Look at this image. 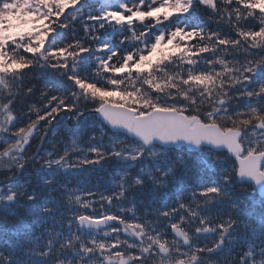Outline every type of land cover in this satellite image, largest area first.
Returning a JSON list of instances; mask_svg holds the SVG:
<instances>
[{
	"label": "snow or ice",
	"instance_id": "obj_1",
	"mask_svg": "<svg viewBox=\"0 0 264 264\" xmlns=\"http://www.w3.org/2000/svg\"><path fill=\"white\" fill-rule=\"evenodd\" d=\"M0 264H264V0H0Z\"/></svg>",
	"mask_w": 264,
	"mask_h": 264
},
{
	"label": "trees",
	"instance_id": "obj_2",
	"mask_svg": "<svg viewBox=\"0 0 264 264\" xmlns=\"http://www.w3.org/2000/svg\"><path fill=\"white\" fill-rule=\"evenodd\" d=\"M200 15H201V18L202 19H206V17H207V15H208V12L206 11V10H202L201 11V13H200ZM211 27H217V26H215V25H210ZM219 28L220 29H222V30H224V31H227V25H220L219 26ZM43 123V122H42ZM55 123V122H54ZM68 126L69 127H72L73 126V122H69L68 123ZM50 135V134H49ZM93 184H95V179H93L92 181H91V183L89 184V187H91ZM239 185L237 186V190H236V194L237 195H239ZM243 187H249L250 188V190L252 191V185H250V184H245V185H243ZM257 198V197H256ZM258 200H259V198H258ZM244 206L246 207V208H255V209H259V207H255V205H254V203H252V201H250L249 199H247V198H244Z\"/></svg>",
	"mask_w": 264,
	"mask_h": 264
},
{
	"label": "rangeland",
	"instance_id": "obj_3",
	"mask_svg": "<svg viewBox=\"0 0 264 264\" xmlns=\"http://www.w3.org/2000/svg\"><path fill=\"white\" fill-rule=\"evenodd\" d=\"M247 188V187H246ZM248 189H249V192H251V190H250V188L248 187ZM239 195H241V193L239 192ZM256 201L255 202H253L252 201V199L251 198H247V199H249L250 201H252V203H254V205H255V207H259V200H258V198H259V196H258V194H256ZM260 199V198H259Z\"/></svg>",
	"mask_w": 264,
	"mask_h": 264
},
{
	"label": "water",
	"instance_id": "obj_4",
	"mask_svg": "<svg viewBox=\"0 0 264 264\" xmlns=\"http://www.w3.org/2000/svg\"><path fill=\"white\" fill-rule=\"evenodd\" d=\"M257 194H258V192H257ZM259 196V195H258Z\"/></svg>",
	"mask_w": 264,
	"mask_h": 264
}]
</instances>
